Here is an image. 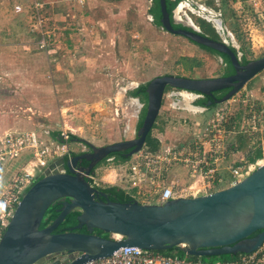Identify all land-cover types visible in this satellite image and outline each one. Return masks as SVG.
Listing matches in <instances>:
<instances>
[{
	"label": "rangeland",
	"instance_id": "1",
	"mask_svg": "<svg viewBox=\"0 0 264 264\" xmlns=\"http://www.w3.org/2000/svg\"><path fill=\"white\" fill-rule=\"evenodd\" d=\"M33 1L0 0V99L1 106L7 108L6 116L0 118L6 124L0 136L7 130L35 131L46 140L49 133L59 132L95 147L131 140L146 104L134 102L128 92L156 76L202 79L228 71L219 56L155 26L149 14L152 0H86L84 5L70 1L67 7L58 8L47 4L46 23L55 47L54 52L39 51L28 32L31 22L27 16ZM181 3L184 7L177 14L179 21L173 13L177 24L188 26V17L200 32L209 26L233 46L241 61L264 56V0H181L177 7ZM16 6L21 8L19 12ZM171 91L181 92L166 89L150 131L159 142L157 150L187 143L196 136L206 141L212 113L224 106L232 112L225 128L237 126L243 109L237 99L244 95L264 110V71L232 97L235 101L231 98L199 111L185 108L180 95L168 97ZM195 101L192 106H197ZM239 136L251 138L248 133H231L227 148ZM257 137H264V131L252 139ZM76 139L65 142L69 156L87 149ZM143 150L145 145L135 155ZM97 172L108 175L107 171ZM169 179L183 186L190 183L181 166L172 168ZM151 188L142 183L139 189L128 192L141 203L145 201L142 193ZM74 256L54 254L35 264H66Z\"/></svg>",
	"mask_w": 264,
	"mask_h": 264
},
{
	"label": "water",
	"instance_id": "2",
	"mask_svg": "<svg viewBox=\"0 0 264 264\" xmlns=\"http://www.w3.org/2000/svg\"><path fill=\"white\" fill-rule=\"evenodd\" d=\"M158 1L164 31L226 55L234 74L202 79L168 74L148 81L145 114L134 139L102 147L89 143L91 154L69 157L64 162L66 171L47 173L26 189L0 239V264H35L54 254L76 255L66 264H84L129 246L152 251L177 247L188 257L236 255L253 252L263 242L264 162L227 188L197 197L168 200L161 205L140 204L136 200L112 202L86 179L108 155L129 150L124 157L130 158L142 149L167 88L193 92L200 98L230 88L216 100V104L224 103L264 71V56L240 64L238 54L231 49L233 46L225 41H215L193 25L185 26L190 30L173 28L165 0ZM172 19L176 23L173 15ZM210 104L206 102V106ZM79 159L88 161V166L77 167ZM56 201H61L58 215L49 225L40 228L45 212ZM74 210L80 212L76 224L67 231L54 233ZM83 227L86 233L77 231ZM94 230L109 237L96 235Z\"/></svg>",
	"mask_w": 264,
	"mask_h": 264
},
{
	"label": "built area",
	"instance_id": "3",
	"mask_svg": "<svg viewBox=\"0 0 264 264\" xmlns=\"http://www.w3.org/2000/svg\"><path fill=\"white\" fill-rule=\"evenodd\" d=\"M77 2L83 3L82 0ZM29 9L31 25L28 31L34 40L32 45L39 51L48 52L53 44L54 36L46 23L48 20L44 12L45 6L34 0ZM20 10L19 6L15 7L16 12ZM223 41L228 44L226 40ZM178 93L171 91L168 97L172 98L179 95ZM232 101L235 100L232 98ZM237 103L243 109L237 126H232V129L225 128L232 112L231 108L224 106L212 113L206 141L202 142L200 137L196 136L187 143L163 147L153 152L146 148L142 151L143 154L141 152L137 156L134 154L135 156L127 162L97 166L86 175L88 183L96 189L116 186L126 193L134 188L139 189L142 183H148L152 188L142 193L145 201L140 204L161 205L168 200L206 195L223 189L226 183L229 187L241 181L255 167L261 165L259 161L263 164L264 158L250 164L228 166L226 168L230 173L228 180L220 172V164L230 156L227 148L228 136L235 132L248 133L251 135L248 140L252 141L256 133L264 131V110L248 95L237 99ZM60 136L63 142L50 137L46 140L42 139L35 131L12 130L0 136V239L9 225L16 206L32 181L47 173L65 171L60 160L69 156L65 143L68 136L64 133ZM23 159L26 162L21 165L19 162ZM110 161L112 160L106 159V162ZM175 166H181L187 171L188 181H190L187 186L179 185L173 179H167ZM99 170L107 171L108 175L99 176L97 172ZM106 177L109 179L106 180ZM115 180L118 182L116 183ZM84 264H264V240L255 251L238 254L235 259L227 261H203L199 257L193 259L188 256L164 255L158 251L129 246L121 247L109 257Z\"/></svg>",
	"mask_w": 264,
	"mask_h": 264
},
{
	"label": "trees",
	"instance_id": "4",
	"mask_svg": "<svg viewBox=\"0 0 264 264\" xmlns=\"http://www.w3.org/2000/svg\"><path fill=\"white\" fill-rule=\"evenodd\" d=\"M181 0H165V7H166V11L168 12L169 16H170V21L173 25V28L177 29V28H183V29H187V30H190L188 27H185L181 24H177V23H173V19H172V15H173V10L177 7V5L179 4ZM149 14L150 16L152 17V20H153V24L155 26H159L161 27V24H160V9H159V1L158 0H152V6L151 8L149 9ZM202 34L208 36L209 38L215 40V41H221V39L216 35L214 34L213 30L210 29L209 26H207V28H204L203 31L201 32ZM189 41V40H188ZM190 43H192L191 41H189ZM194 44V43H192ZM196 45V44H194ZM198 46L199 48L211 53V54H214V55H217L219 56L223 63L226 65L227 67V72L225 74H229L231 71V68H230V63H229V59L226 55L224 54H219L217 53L216 51L212 50V49H209L207 47H204V46H200V45H196ZM232 51L234 53L237 54V52L235 51L234 48H231ZM243 63H246L247 60L245 58H243L242 60ZM145 88H146V84H142V85H139L136 89L128 92V95L131 97V98H135L137 100H139L140 102H143L144 104H146V93H145ZM206 99H208V97L204 96L203 98H199L195 101V104L198 106V107H201V108H209L211 106H206ZM214 104H212L213 106ZM146 109V108H145ZM145 113V112H144ZM144 117V114L142 115L141 117V120L139 122V126L141 125L142 123V119ZM154 127V125H153ZM49 136L50 138L58 141V142H63V139L61 138L60 136V133L59 132H52V133H49ZM75 136L73 135H70L68 136V139H67V142L69 140H75ZM78 140V139H76ZM158 146H159V142L156 138H153L151 136V134L149 133L146 140H145V147L149 150V151H156L158 149ZM74 155V154H71V156ZM115 156V159H113L112 161L110 162H106L105 161V164L106 165H117L119 163H122V162H125L128 158H125L124 156L122 155H119L118 153H113V154H110L106 157L109 158V157H114ZM261 156H260V153L259 151H256L254 156L250 157L248 159L249 163H253L255 162L257 159H259ZM68 159L67 156L63 157L60 161V164L65 168V164L64 162ZM99 190H102L104 193H106L107 195V198L112 201V202H119V203H126V202H132L133 200H135V198L133 197V195H131L130 193H126L125 191H123L122 189L116 187V186H105V187H100L98 188ZM103 199V198H102ZM61 207V201H56L54 202L48 209L47 211L45 212L44 214V217H43V220L41 222V225H40V228H44L45 226L49 225L55 218L56 216L58 215V212H59V209ZM80 214V212L78 210H74L72 211L71 213H69L64 221L56 228V230L54 231V233H60V232H64V231H67L70 227H72L73 225L76 224V220H77V216ZM78 232H81V233H86V228L83 227L81 228L80 230H77ZM94 234L96 235H100L102 237H105V238H108L109 235L108 234H105L99 230H94L93 231ZM164 255H177L179 257H184L186 256L181 250L180 248H177V247H174V248H171L169 250H166V251H158ZM238 256V254L236 255H221V256H212V257H199L200 259H202L203 261H210V262H214V261H227V260H233L235 259L236 257ZM189 258H193V259H196L198 257H189Z\"/></svg>",
	"mask_w": 264,
	"mask_h": 264
},
{
	"label": "crops",
	"instance_id": "5",
	"mask_svg": "<svg viewBox=\"0 0 264 264\" xmlns=\"http://www.w3.org/2000/svg\"><path fill=\"white\" fill-rule=\"evenodd\" d=\"M36 1L43 3L44 6L49 4L51 8H52V6H55L56 8H58L60 6L67 7L69 5L70 1H73L77 5L79 4L77 2V0H36ZM82 2L83 3L79 4V5H84V4H86L87 1L82 0ZM44 12H45V9H44ZM45 15L47 17L46 12H45ZM27 17L29 20V16H27ZM28 27L30 28V24ZM54 47H55V45L53 43L50 47V50L47 53L54 52ZM178 94H180V93H178ZM0 95H3V93ZM1 102H2V100L0 99V118H3L4 116H6L5 110H7V108H3L2 107L3 105L1 106ZM5 127H6L5 122L4 123L0 122V130L4 129ZM7 131H12V130H7ZM228 147H229L228 152H230V156H228V158L220 164V172L222 174H224L228 180L230 178V173L226 170V168L228 166L232 165V166L236 167V166H240V165L249 163L248 159L250 157L254 156L256 151H259V153H260L261 157L259 159L264 158V137H257L256 139L249 141L246 138L244 139V138L239 136V138H237L236 141L230 142V144H228ZM167 179L169 180V176L167 177ZM227 187H228V183L224 184L223 188H227Z\"/></svg>",
	"mask_w": 264,
	"mask_h": 264
},
{
	"label": "flooded vegetation",
	"instance_id": "6",
	"mask_svg": "<svg viewBox=\"0 0 264 264\" xmlns=\"http://www.w3.org/2000/svg\"><path fill=\"white\" fill-rule=\"evenodd\" d=\"M202 10H204L203 8H201ZM222 40V39H221ZM224 40V39H223ZM229 45V44H228ZM240 64H245V63H243L241 60H240ZM230 68H231V72L229 73V74H222L220 77H222V76H230V75H233L234 74V70H233V68H232V66L230 65ZM230 90V88H228V89H224V90H222V91H218V92H214L213 94H212V96H206V97H208V99H206V102L207 101H210L211 102V104H210V106H212V104H216V100H219L223 95H225L228 91ZM195 97L197 98V96L195 95ZM194 97V98H195ZM195 98V99H196ZM195 99H193V100H195ZM192 100V101H193ZM192 103V102H191ZM194 106V105H193ZM195 107H198V106H195ZM199 109H201L202 110V108L201 107H198ZM204 109H206L205 107H204ZM78 141L80 142V143H82L87 149H85V150H83L82 152H80V153H78V154H75V155H82V154H85V155H87V154H91L92 153V150H91V146L89 145V143L88 142H86V141H84V140H80V139H78ZM129 150H126V151H124V152H118V154L119 155H122V156H124V154H126L127 152H128ZM73 156V155H72ZM69 157H71V156H68V158ZM108 159V158H107ZM109 159H111V160H113V159H115V156L114 157H109ZM103 160H106V158H104ZM102 160V161H103ZM101 161V162H102ZM100 162V163H101ZM88 164H89V162L88 161H86V160H84V159H79L78 161H77V167H87L88 166ZM100 164H98L97 166H99ZM96 166V167H97ZM95 167V168H96ZM94 168V169H95ZM65 171L67 170L66 169V166H65ZM94 169H92V171L94 170Z\"/></svg>",
	"mask_w": 264,
	"mask_h": 264
},
{
	"label": "bare ground",
	"instance_id": "7",
	"mask_svg": "<svg viewBox=\"0 0 264 264\" xmlns=\"http://www.w3.org/2000/svg\"><path fill=\"white\" fill-rule=\"evenodd\" d=\"M183 4H184V3H181V4L176 8V10H175L176 21H179L178 18H177V14H178V13L181 11V9L184 7ZM179 16H180V15H179ZM187 18H188V17H187ZM187 18H186V23H188V25H192V21L189 20V19H187ZM180 21H181V20H180ZM218 23H219V22H218ZM216 26H217V28L220 27L219 24H217ZM219 29H220V28H219ZM179 93H180L179 95L181 96L184 105L186 106L185 108H187V109L190 110V111H199V110H200L198 107H195V106H192V105H191L192 100L196 98L194 94H191V93L186 92V91H181V92H179ZM194 97H195V98H194ZM132 100H133L134 102L138 103V102L136 101L137 99H134V98H133ZM260 164H262V161H259V165H260Z\"/></svg>",
	"mask_w": 264,
	"mask_h": 264
}]
</instances>
